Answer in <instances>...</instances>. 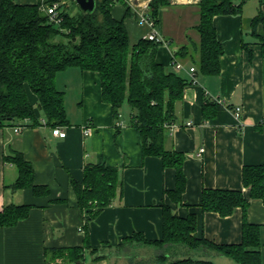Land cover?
Returning a JSON list of instances; mask_svg holds the SVG:
<instances>
[{"label":"crops","instance_id":"obj_1","mask_svg":"<svg viewBox=\"0 0 264 264\" xmlns=\"http://www.w3.org/2000/svg\"><path fill=\"white\" fill-rule=\"evenodd\" d=\"M150 1L114 3L112 13L116 18H124L129 36L131 32H138L140 39L148 32L146 25L138 24L136 10ZM256 3L250 13H246L243 4L240 13L214 16L218 38L224 46L221 70L217 74H204L198 66L201 39L196 28L200 20L198 0H171L161 8L159 35L166 42L158 47L156 60L189 81L195 79L177 100L175 120L167 127L166 148L186 155L187 186L183 203H173L164 192L175 187V168L164 167L161 156L143 155L140 135L130 123L131 108L125 103L120 118L114 117L112 105L102 99L98 71L70 66L58 73L56 83L65 93L69 119V123L60 125L67 133L65 137L53 133V126L46 122L38 107L37 95L29 90L42 123L33 125L30 119H24L0 124V210L11 203L32 205L26 218L15 225L0 227V264H46L47 247L84 243L81 228L85 223L91 244L101 247L100 253L105 255L95 260L88 249L85 264H126L131 258L154 255L157 251L154 246L123 242L135 232L149 239L161 238L165 201L180 215L196 213L197 235L217 243L241 241V207L223 216L216 211H203L200 202L204 188L239 189L249 197L250 189L243 184V167L264 164V56L259 42V37H264V21L258 24L256 34L252 29L253 17L259 9L264 13V2L257 0ZM128 7L131 12L126 14ZM184 45L189 46V52L178 57L183 66L177 68L174 49ZM191 66L196 68L194 72ZM211 101L240 106L242 119L225 105L218 111L208 106L206 113L213 115L205 116L204 105H210ZM86 125L92 128L90 134L84 132ZM17 150L31 161L35 183L49 186L48 194L36 195L32 188H12L19 171L6 155ZM102 160L119 168L122 194L89 219L88 213H82L78 207L71 178L81 180L87 162ZM247 219L260 224L264 264V201L261 198H250ZM166 249L169 251V247ZM213 259L219 264H235L225 255Z\"/></svg>","mask_w":264,"mask_h":264},{"label":"trees","instance_id":"obj_2","mask_svg":"<svg viewBox=\"0 0 264 264\" xmlns=\"http://www.w3.org/2000/svg\"><path fill=\"white\" fill-rule=\"evenodd\" d=\"M62 0H38L20 3L17 0H0V124L30 119L33 125L41 124L29 90L38 97L37 103L46 122L53 127L69 123L65 106V93L56 83L58 73L70 66L82 70H96L101 75L102 99L112 105L113 115L119 119L125 103L131 108L130 123L137 129L142 142L143 155L162 157L164 167H174V188L165 189L175 204L183 203L187 186L184 172L186 155L183 151L166 148L167 124L175 120V104L181 99L192 81L169 71L156 60L162 41L142 37L131 44L124 18L112 13L115 0H96L92 11L79 7L72 12L61 4L60 24L51 20L42 6ZM264 2V0H261ZM171 0H151L150 14L159 21L161 8ZM200 20L196 25L201 39L198 46V66L204 74H217L221 70L220 58L224 46L218 38L213 19L216 14H237L243 3L234 0H198ZM128 7L126 14H129ZM264 21L261 9L253 17V33ZM62 39H57V36ZM264 56V37H259ZM169 43H171L169 41ZM189 52L184 45L174 49V61ZM214 111L224 105L211 101L204 105ZM226 107V106H224ZM229 108H232L229 105ZM18 168V177L11 185L14 190L32 188L36 195L49 193V186L35 183V170L21 151L6 155ZM121 177L117 166L101 162H87L83 178H71L77 195L78 207L95 218L110 205L116 196L121 197ZM243 184L250 189L247 197L239 189L204 188L200 206L203 211H216L226 216L236 207L243 209L242 239L238 243H217L197 230V215L186 216L175 212L172 205L163 202V233L161 238L149 239L141 232L125 238L123 243H140L154 246V255L131 258L126 264H219L216 256H229L235 264H262L260 224L247 219L250 198L264 201V164L243 167ZM31 204H8L0 210V227L17 224L29 215ZM84 243L76 246L47 247L46 264H85L86 250L95 260L104 258L101 247L90 242L88 224L82 226ZM123 245V244H122ZM169 247L168 249H166ZM191 253H198L193 256Z\"/></svg>","mask_w":264,"mask_h":264},{"label":"built area","instance_id":"obj_3","mask_svg":"<svg viewBox=\"0 0 264 264\" xmlns=\"http://www.w3.org/2000/svg\"><path fill=\"white\" fill-rule=\"evenodd\" d=\"M118 1V0H115ZM66 2L65 0L62 1H55L52 4H44L42 6V9L50 15V18L52 21H54L56 24H60L61 22V18L59 17V12L61 10V4ZM136 16H137V21L140 24H144L148 27V32L144 35L145 38L147 39H151V40H157V41H162V42H166V40L159 35L160 31H159V27H158V21L150 14L149 12V3L143 4L142 6H140V8H138L136 10ZM175 66L177 68H181L183 66L181 61L175 60L174 61ZM195 67L191 66L190 70L191 72L195 71ZM195 80V79H193ZM226 107H229V104H224ZM235 115L237 117H241L242 119V114H241V107L240 106H236V107H232L231 108ZM263 120H264V115H263ZM192 122H188V125H191ZM173 125V123H168L167 127H171ZM16 130L18 131L19 128L17 127ZM52 131L55 135L61 136V137H65L66 136V131L62 129V127L60 125L54 126L52 128ZM85 134H90L92 132V128L89 125L85 126L84 129ZM204 149H201V152Z\"/></svg>","mask_w":264,"mask_h":264},{"label":"rangeland","instance_id":"obj_4","mask_svg":"<svg viewBox=\"0 0 264 264\" xmlns=\"http://www.w3.org/2000/svg\"><path fill=\"white\" fill-rule=\"evenodd\" d=\"M66 4L68 6V8L70 10H72V12H76L79 9V5L77 4L76 0H65ZM238 1L239 3L242 2L244 5V9L246 11V13H250L251 11L255 10V7L257 6L256 1L257 0H235ZM138 22V21H137ZM139 25H141L138 22ZM62 36H57V39H62ZM138 32H131L130 35V42L131 44H134L136 41H138ZM126 107L130 108L129 104H126ZM193 256H199L198 253H195L196 255H194V253H191ZM216 262V261H215Z\"/></svg>","mask_w":264,"mask_h":264},{"label":"water","instance_id":"obj_5","mask_svg":"<svg viewBox=\"0 0 264 264\" xmlns=\"http://www.w3.org/2000/svg\"><path fill=\"white\" fill-rule=\"evenodd\" d=\"M76 2L85 11H92L96 6V0H76Z\"/></svg>","mask_w":264,"mask_h":264}]
</instances>
